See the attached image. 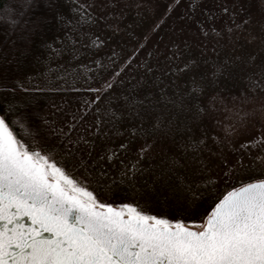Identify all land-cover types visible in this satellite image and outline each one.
I'll return each mask as SVG.
<instances>
[{"label":"rangeland","instance_id":"374dc122","mask_svg":"<svg viewBox=\"0 0 264 264\" xmlns=\"http://www.w3.org/2000/svg\"><path fill=\"white\" fill-rule=\"evenodd\" d=\"M34 35L20 53L14 99L47 122L49 142L71 153L69 163L87 162V171L75 174L101 199L133 201L154 188L140 199L147 210L200 218L235 186L225 160H242L248 175L264 171L260 160L252 163L264 157L260 0H54ZM217 63L227 70L213 80L206 70ZM105 81L113 87L93 105L100 93L92 89ZM129 94L142 100L138 113L124 107ZM237 108L247 113L242 120ZM161 114L172 123L156 131ZM228 125L235 128L230 136ZM189 138L205 142L195 156L178 148ZM134 164L133 180L120 176Z\"/></svg>","mask_w":264,"mask_h":264},{"label":"snow or ice","instance_id":"6c2138e0","mask_svg":"<svg viewBox=\"0 0 264 264\" xmlns=\"http://www.w3.org/2000/svg\"><path fill=\"white\" fill-rule=\"evenodd\" d=\"M33 2L16 0L19 18H5L14 27L20 25ZM27 24L23 21V27ZM226 70L225 64L217 63L206 72L214 80ZM193 85V90L201 88L195 80ZM252 85L256 87L255 81ZM112 87L105 81L102 88L92 89L100 93L93 105ZM123 99L130 113H138L142 100L135 94ZM234 115L242 120L247 113L237 108ZM155 120L156 131L172 123H165L162 114ZM234 131L228 125L225 135ZM50 134L47 122L34 118L27 105L13 98L0 106V264H264V171L248 175L242 160L231 164L225 160L235 186L200 219L169 218L154 214L140 202L154 188L142 191L133 201L101 199L88 180L75 174L79 168L87 171V162L69 163L66 158L71 153L61 154L49 142ZM204 143L189 138L178 148L184 155L195 156ZM256 160L264 164V157L252 163ZM138 170L134 164L120 176L131 181ZM178 179L186 191H192L183 177Z\"/></svg>","mask_w":264,"mask_h":264},{"label":"trees","instance_id":"16d2710c","mask_svg":"<svg viewBox=\"0 0 264 264\" xmlns=\"http://www.w3.org/2000/svg\"><path fill=\"white\" fill-rule=\"evenodd\" d=\"M53 3L54 0H34L32 7L27 9L22 17L20 25L14 27L10 24L9 19L5 17L19 18L20 9L16 0H0V106H3L6 100L13 99L21 92V87L14 81L18 65L23 60L20 53L26 49L29 41L34 38V29L48 19L49 13L53 9ZM260 4L264 9V0H260ZM7 8H12L14 11L8 13L6 12ZM23 21H28L27 27H23ZM194 204L195 206L201 204V201L194 200ZM210 207L207 211L210 210ZM194 209L195 207L191 208V211ZM173 210L181 211V208L174 205Z\"/></svg>","mask_w":264,"mask_h":264}]
</instances>
